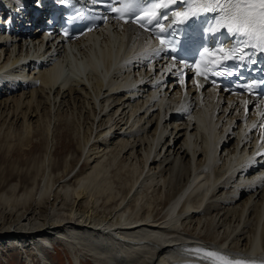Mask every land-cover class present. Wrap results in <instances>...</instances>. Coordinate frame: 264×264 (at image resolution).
Segmentation results:
<instances>
[{"label":"bare ground","instance_id":"1","mask_svg":"<svg viewBox=\"0 0 264 264\" xmlns=\"http://www.w3.org/2000/svg\"><path fill=\"white\" fill-rule=\"evenodd\" d=\"M116 33L59 49L62 82L42 70L45 63L34 77L23 68L3 74L17 61L5 65L14 48L3 59L8 48L0 42L2 131L10 125L0 131V152L32 153L46 143L41 164L35 160L26 173L30 186L0 189V241L20 244L25 264L31 257L52 264L49 252L60 241L75 264H84L82 257L95 264H217L223 254L264 264V167L238 153L239 115L212 96L208 112L191 103V117L199 115L191 123L173 103L177 89L158 102L133 100L136 92L118 82L127 69L131 74L128 61L139 58L145 37L129 26ZM38 51L43 60L54 58L48 46ZM7 79L14 80L3 86ZM58 135L77 140L76 147L57 146ZM57 150L66 157L61 165L54 163ZM198 248L200 254L181 257Z\"/></svg>","mask_w":264,"mask_h":264},{"label":"snow or ice","instance_id":"2","mask_svg":"<svg viewBox=\"0 0 264 264\" xmlns=\"http://www.w3.org/2000/svg\"><path fill=\"white\" fill-rule=\"evenodd\" d=\"M62 3H67L68 0H61ZM94 5L100 7H107L109 11L118 15L120 19H124L126 22L129 18L137 22L139 26L144 29L146 26L150 30L153 23L164 31V27L159 24L160 19H166L167 17L160 9L170 8L172 5L178 3L187 4L188 0H151L150 3H145V0H117L115 6L108 3V0H92ZM219 12V18L212 22L213 26L206 29L209 34H215L221 28H227L230 35L238 37L239 42L236 49L225 50L222 46L217 50L225 57L231 56L233 52L237 55L234 59H240L243 57L242 63L245 60H251V51L259 50L264 54V0H192V4L186 8L184 12H176L175 17L188 18L200 17L203 13H215ZM86 18V14L80 13L75 15L73 19ZM106 19V17H102ZM183 22V21H181ZM163 44L164 42L161 41ZM176 48L172 47L171 51H175ZM251 50V51H250ZM204 52L210 56L209 63L212 65L213 71L211 75H235V72H229L223 67V61L217 60L216 56L211 53L207 48ZM252 63H256L252 60ZM197 74L206 76L207 68H202L199 64L196 66ZM199 253L200 249L193 250ZM211 256L212 253L209 252ZM217 264H244L242 261H233L226 258V254H223L221 259L217 261Z\"/></svg>","mask_w":264,"mask_h":264},{"label":"rangeland","instance_id":"3","mask_svg":"<svg viewBox=\"0 0 264 264\" xmlns=\"http://www.w3.org/2000/svg\"><path fill=\"white\" fill-rule=\"evenodd\" d=\"M6 124L9 125L10 123H6ZM7 125H5V126H7ZM52 126H54V121H53ZM62 126L64 127L65 125H60V127H58V128L60 130L63 129L62 131H66L67 129L66 128L64 129ZM78 126H79L78 124L74 125V127L76 128L77 131H79ZM1 127H2V125L0 124V131L1 132L4 131V133H7V131H8L7 129L10 127V125L8 126V128L4 127L3 131H2ZM12 129L14 132H16V127L12 128ZM62 131H60V132H62ZM71 140H73V139H71ZM73 141H75L77 143V140L74 139ZM35 142L39 143V142H37V140L34 141V143ZM70 142H71V146L76 147V143H73L72 141H70ZM70 142H69V139L67 140L66 137L63 135H58V137H57V146H59L61 144L67 146V145H70ZM45 144L46 143L43 140L42 142H40L39 144L36 145V148H34V151L32 153H29V151H25L26 154H23V153L21 154L19 152L16 153V151L11 152V154H9V153H7L9 151V150H7L8 147L5 146L3 148V149H5V151L2 153L0 152V189L2 191L9 190V188L12 184H16L18 182H20V190L23 189V187H25V186L26 187L30 186L29 185V183H31L30 178L26 173L28 172L29 168L32 167L31 165L35 163V160L38 162L39 165L41 164L40 162H41L42 157H43L42 154L45 153L44 152ZM58 150L60 151L62 149L59 147ZM58 150H57V152L55 151L56 157H55L54 163L61 165V164H63L61 162H63V160L65 161L66 157H63L62 153L61 154L59 153L60 155L57 154ZM79 168H80V166H79ZM79 168H78V170H79ZM20 171H21V173H23L22 175L20 174ZM40 182H42V180ZM59 184L60 183H58V185ZM61 222H62V224L65 223L64 220H61ZM62 242L60 241L56 244L54 252H52V251L49 252V254L52 256V264H74L73 260H72V256L69 254V251L67 250L66 246H64L65 242H63L64 244ZM22 253H23V251L20 250V244L14 245V243L10 242V241H8V242L7 241H4V242L0 241V255H2V254L4 255V258H2V259L0 258V264H25V257L23 256ZM82 258L84 259L83 260L84 264H95L93 261H91V259L89 257H86V258L82 257ZM31 262H33L32 264H43L42 262L40 263L36 257H35V259L31 257Z\"/></svg>","mask_w":264,"mask_h":264}]
</instances>
